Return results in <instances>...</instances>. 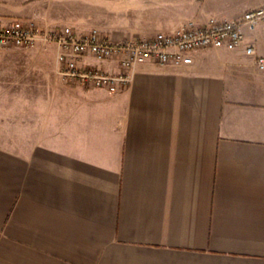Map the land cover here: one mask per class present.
<instances>
[{"label": "crops", "instance_id": "0c3cea01", "mask_svg": "<svg viewBox=\"0 0 264 264\" xmlns=\"http://www.w3.org/2000/svg\"><path fill=\"white\" fill-rule=\"evenodd\" d=\"M262 6L0 0V21L120 43ZM57 55L0 51V264H264V72L254 59L211 49L186 67L145 62L112 94L67 81ZM88 62L123 72L118 60Z\"/></svg>", "mask_w": 264, "mask_h": 264}, {"label": "built area", "instance_id": "2783aa9c", "mask_svg": "<svg viewBox=\"0 0 264 264\" xmlns=\"http://www.w3.org/2000/svg\"><path fill=\"white\" fill-rule=\"evenodd\" d=\"M39 40L57 47L61 73L67 81L112 94L118 93L122 85H129L130 72L139 64L186 67L193 64L194 54L202 50L241 51L264 72V6L237 19L212 17L204 22H188L175 32H161L151 39L120 43L98 30L79 36L70 28L45 30L30 20L0 21V51L30 47ZM89 58L99 62L118 60L123 72L109 74L89 63Z\"/></svg>", "mask_w": 264, "mask_h": 264}, {"label": "rangeland", "instance_id": "374dc122", "mask_svg": "<svg viewBox=\"0 0 264 264\" xmlns=\"http://www.w3.org/2000/svg\"><path fill=\"white\" fill-rule=\"evenodd\" d=\"M5 50H16V51H33V50H51V51H57V47L53 44L47 43L43 40H39L37 41L34 45L30 46V47H24V48H9V49H5ZM3 93L5 92H1L0 91V95H3ZM1 112L2 108H0V119L5 117L6 115H3Z\"/></svg>", "mask_w": 264, "mask_h": 264}]
</instances>
